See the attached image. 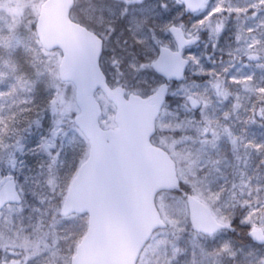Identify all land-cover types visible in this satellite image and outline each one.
Masks as SVG:
<instances>
[{"label":"rangeland","instance_id":"1","mask_svg":"<svg viewBox=\"0 0 264 264\" xmlns=\"http://www.w3.org/2000/svg\"><path fill=\"white\" fill-rule=\"evenodd\" d=\"M43 1L0 0V84L6 87L0 86V93H4L0 96V102L4 100L3 105L5 108L9 106L7 111L11 112L13 109L31 108L34 96L38 93L45 95V104L30 113L32 120H40L39 126L35 123L29 126L28 120L27 126H24L22 122L19 124L11 117L10 112L5 113L0 109L6 120L3 125H0V140L3 141L0 149L4 150L3 161L0 163V187L7 179L13 177L24 199L21 205L7 206L0 213V264H3L6 257L19 259L24 264H67L70 255H73L74 244L78 241L77 235H72V232L66 230L63 233L64 228L61 222L65 221V218L60 216L62 204L59 200L64 199L70 178L74 176L77 164L79 166L86 159L89 147L87 139L80 130L76 133V142L69 143V138L74 133L68 121L62 125L68 130V137L63 134L57 135L54 139V147L49 150L53 156L58 152L60 154L57 162L52 164V168L54 173L57 169L60 170L61 182L55 185L54 189L50 186L49 190L39 189L36 183L42 179L39 174L46 170L42 169L41 165L52 163L48 152L41 150L38 145L42 137L51 138V129L54 127L53 113L50 107H47L54 89L50 87L46 76L38 77L36 73L38 68H44V63L41 61L61 59L60 51L48 52L38 42L34 22ZM85 2L86 0H77L72 18L104 35L107 56L103 59L102 65L110 80L114 83L123 81V85L129 92L146 96L152 86L162 82V78L151 67V63L158 56L160 47L167 45L175 49L176 46L169 31H163L159 26L169 21L181 24L184 9L176 3V0H166L168 11L160 7L161 0H142L139 3L137 0H131L130 3L129 0H87L89 3H94L97 9V14L93 18L90 11L80 7ZM234 2L243 5L246 0H234ZM101 9L103 18L99 15ZM123 9L128 10L126 18L120 17ZM144 16L149 18V22L142 31L136 32V38L144 41L138 44L133 39L135 26L131 21L133 18L142 19ZM199 18V13L192 16L188 28H191L192 23ZM232 19L237 25L241 23L232 17L225 22L226 27L228 21ZM107 20L113 21L115 30L113 31L112 26L108 25V31L105 33ZM248 22L251 23V21ZM153 23L157 26L154 33L151 28ZM205 31L206 29L202 30L201 34ZM225 46L226 44L220 38L219 45L213 49L208 36L197 46L186 49L185 55L193 53L205 69L223 70L230 57L221 60L217 57L222 53L224 56H229V51L224 50ZM243 58L233 61L234 66L224 74L226 80H230L234 74L242 76L254 73L255 61ZM130 61L136 65L135 69L129 67ZM140 65L145 67L141 68ZM17 77L35 80L34 90L29 92L26 88L19 87L22 80L18 81ZM211 79V76L199 74L198 65L191 64L188 76L182 83L194 81L200 86V90L207 87L211 101L207 111L210 112V116L220 118L221 113L225 112L224 106L235 98L236 94L229 89L232 95L227 100L221 101L207 83ZM182 83L173 86L170 99L160 114L156 124L158 133L160 131L157 140L167 148L176 161L180 180L185 182L186 186L212 209L214 215L228 216L229 223L234 219L247 229L259 226L264 230V206L257 207L255 194L258 184L257 176L264 177V153L252 149L246 152L244 147H240L238 152L234 151L227 136L221 137L216 147L210 145L205 147L201 144L202 138H197L198 133L195 127L182 125L177 129L178 121L173 114L178 113L179 120H185V118L201 120L199 108L190 112L184 110L182 105L185 103V97L182 93L177 92L176 95H172V92L176 91ZM69 84L71 83H67L66 86L65 99L75 103V88L74 85ZM12 85H16V89L12 94H8ZM237 90L242 106L233 112L230 122H222L228 123L237 135L246 128L244 143H247L249 139L257 142L264 141V122L260 117L256 118L255 123L248 124H245L243 119H237L238 116H246L245 105L251 107L250 93L241 88V85L237 87ZM97 96L104 105L102 126L105 128L114 126V105L106 101L100 92ZM21 101L30 102L23 104ZM213 109L214 111L211 112ZM17 141L22 145L21 148L16 146ZM196 142L201 146L197 152H194ZM237 154L240 157L239 160L236 158ZM200 174L202 175L198 176ZM247 176L253 178L251 190L246 180L245 183H241L242 177ZM53 195L57 199H53ZM41 197L45 198L43 202ZM261 199H264V195ZM246 201L249 203H245ZM157 205L169 228L158 231L153 236L141 256L140 264H178L187 252L190 256H194L192 258L200 256L201 260L206 262L205 264H226L229 258H231L230 264H264V247L258 248L253 243H244L240 231L235 235L231 231L208 237L198 235L190 224L187 204L183 198L171 193H162L157 198ZM172 221H178L176 228L172 227ZM74 224L75 222H72L71 227ZM42 227H45L44 232L38 231ZM225 244L229 245L230 251H223ZM13 252L19 255L13 257Z\"/></svg>","mask_w":264,"mask_h":264},{"label":"water","instance_id":"2","mask_svg":"<svg viewBox=\"0 0 264 264\" xmlns=\"http://www.w3.org/2000/svg\"><path fill=\"white\" fill-rule=\"evenodd\" d=\"M74 2L46 0L36 24L38 38H42L46 50L61 49L63 57L71 53L69 71L76 76L73 83L80 109L74 119L79 117L80 130L90 143L89 156L72 180L61 212L68 206L71 211L67 215L89 214L86 234L72 262L137 264L153 233L167 227L156 206L158 193L180 189L175 162L151 141L163 105L156 107L134 93L127 98L122 87L111 88L103 82V74L95 68V55L99 52L94 50V43L98 37L71 20ZM195 13L185 11L186 15ZM152 67L166 80L165 72L174 69V61L164 57L159 67L155 61ZM170 81L181 80L173 76ZM99 89L116 106V128L103 129L100 125L103 111L95 97ZM184 195L195 231L212 235L229 228L220 227L209 234L206 229L211 227L213 216L210 208L191 194ZM117 197L122 204L120 212L116 211ZM21 202L15 180L7 181L0 189V211L9 203ZM249 234L254 242L264 244L260 228Z\"/></svg>","mask_w":264,"mask_h":264},{"label":"snow or ice","instance_id":"3","mask_svg":"<svg viewBox=\"0 0 264 264\" xmlns=\"http://www.w3.org/2000/svg\"><path fill=\"white\" fill-rule=\"evenodd\" d=\"M131 0H129V3ZM137 2H142V0H137ZM176 3L180 4L185 11L197 12L200 18L192 23L191 28H187L184 24H175L172 21L166 22L159 27L163 31H170L176 42L175 49H171L169 46L164 45L161 49V57L155 61L157 67L160 66V60L164 57H171L174 61V69L172 71L165 72L166 80L162 81L154 86H152L146 94V99L150 100L154 106L160 107L165 103V96L170 88L168 81L174 76L177 80H186L184 69L188 64L198 65L199 74H204L211 76L212 79L207 83L211 86L215 96L221 101L227 100L232 93L229 88L231 85H241L244 89L250 93L249 99L251 100V107L244 106L245 117L238 116L237 119H243L245 124L255 123L256 118L260 117L264 120V83H259L256 80L255 73H249L245 75H232L230 80H226L225 73L229 72V69L234 66L233 61L240 60L242 57H247L248 61H255L257 66L264 68V0H246L243 5L237 4L234 0H176ZM83 9L90 11L95 18L97 14V9L94 3L86 2L80 6ZM160 7L166 11L169 10L166 0H161ZM182 14V13H181ZM99 15L103 18V10H99ZM128 16V10L123 9L120 12L121 18H126ZM234 17L236 20L251 21V23H239L237 25V31L235 33L236 47L228 52L230 60L226 67L223 68L221 72H217L213 69H205L202 64H200L199 58L193 53H188L185 55L186 47L193 46L198 43L201 39V32L204 29L208 30L209 38L212 43L213 49H216L219 45L221 36L226 28V21L229 18ZM149 18L144 16L142 19L133 18L131 21L135 26V32H133V39L135 43L142 44L144 41L138 40L136 38V32L142 31L146 25H148ZM108 25L112 26V30H115V25L113 21L107 20L105 26V33L108 31ZM39 26L37 25V28ZM155 23L151 25L153 33L156 29ZM131 30V29H130ZM39 36V32H37ZM98 39L94 43V50L99 52V55H95V68L103 74V82H107L106 70L101 67V59L103 56L107 55L104 51V35L101 33H96ZM39 43L43 44L42 38L38 40ZM223 51V49H221ZM39 60V57H37ZM71 61V53L66 54L62 59L51 60L44 63L43 69H37V76H46L50 87L54 89V94L49 98L47 107H50L54 116V127L51 129V138L42 137L41 143L38 147L48 152L51 156L52 163L47 165L42 164L41 168L46 169L42 171L39 175L42 177L41 180L37 181V187L41 190H49V187L55 188V185L61 182L60 170L57 169L53 172L52 164L56 163L59 159V152L56 155H52L49 151L54 147V139L57 135L63 134V136L68 137V130L64 129L62 125L65 121H68L71 130L73 131V136L69 138V143L76 142V133L80 129L79 117L73 119V112H79V107L72 102H68L65 99L66 86L68 82H75L76 76L69 71V64ZM213 63H215L213 61ZM129 67L135 69L136 65L129 62ZM141 68L145 65H140ZM239 72V69L237 70ZM18 81L22 82L19 87L26 88L27 91L31 92L34 90L36 81L23 79L22 77H17ZM261 79H264L262 77ZM64 85V87H62ZM16 89V85L10 86L8 94H12ZM180 92L185 97V103L182 105L186 112L194 111L199 108L201 113V120L194 121L193 119L185 118V120H179L178 113L173 114L177 118L176 127L179 129L182 125L185 127H195L198 136L201 137L202 146H212L216 147L217 142L223 136H227L233 145L234 151L238 152L240 147H244L246 152L249 149L255 150L259 153H264V141L257 142L254 139H249L247 143H244L246 137L244 133L246 128L241 130L239 135L234 133L233 128L228 124L221 121L220 118L210 116L208 114V108L211 106V101L208 96V88L200 90V86L193 82L182 83L179 88L172 92V95H176ZM4 93H0V96ZM255 97L252 100V97ZM62 105V107H58ZM241 97L236 96L235 103L232 105L231 111L223 112V121H229L232 117L233 112L241 108ZM33 109L31 108H21L20 112L30 113ZM25 119H28L25 116ZM35 123L40 125L39 119H28L29 126ZM4 124V117L0 116V125ZM0 146H3L2 141H0ZM18 148L22 145L17 141ZM239 160V155L236 156ZM83 166V162L81 164ZM195 175V173H193ZM252 176L242 177L241 183L248 182V187L252 188ZM257 187L255 189V194L257 197V207L264 206V199L261 196L264 195V177L257 176ZM235 187V185H234ZM198 191V189H197ZM38 195L39 193H34ZM53 199H57L54 195ZM44 197H41V201H44ZM51 203V201H49ZM245 203H249L246 201ZM122 210V204L117 197L116 211L120 212ZM71 209L65 206L63 209V215L66 223H72L79 219L78 217H72L67 215ZM130 218V214H129ZM160 223H163L161 220ZM172 227L176 228L178 221H172ZM229 217L223 215H213L212 225L207 228L206 231L211 234L213 231L219 229L220 227H228ZM179 230V229H177ZM264 242V241H262ZM223 251H230L229 245L225 244L223 246ZM219 253H217L218 255ZM16 252L12 253L13 257L18 256ZM3 264H24L23 261L13 258H5ZM67 264H73L69 259ZM195 264V261L193 262Z\"/></svg>","mask_w":264,"mask_h":264},{"label":"trees","instance_id":"4","mask_svg":"<svg viewBox=\"0 0 264 264\" xmlns=\"http://www.w3.org/2000/svg\"><path fill=\"white\" fill-rule=\"evenodd\" d=\"M189 21H190V18L183 15V20L181 21V23L184 24L187 28L189 27ZM240 22L241 23H245V24L249 23L248 21H244V20H240ZM236 31H237L236 22H234L233 19L231 21H228L227 27H226L223 35H222V42H224L226 44V46L224 48L225 51H230L231 49L236 47V41H235V33H236ZM208 36H209V33H208V30L206 29V31L201 34V39L207 38ZM220 55H222V56L220 57ZM220 55H218L219 57H217V59H219V60L229 57V56H224V53H222ZM243 59L247 60V57L245 56ZM253 64H254V73L256 75L257 82L264 83V79H261L262 77H264V68L258 67L256 62L253 63ZM221 71L222 70H220V69L217 70V72H221ZM199 79L201 80L202 78H199ZM121 82H122V84L124 83L123 81H121ZM0 86H2L3 88H6L2 84H0ZM238 86H240V85H231L230 88H229L232 92H234L236 94V96L238 94V90H237ZM241 88H243V87L241 86ZM17 95H18V92H17ZM235 98L231 99L230 101H228L226 103V105L223 108V111H231L232 105L235 103ZM254 99H255V97L253 96L252 100H254ZM17 100L19 101L18 97H17ZM13 101L15 102V99ZM29 102L30 101H28V102L21 101V103H23V104H26V103H29ZM4 103H5L4 100L2 102H0V109L3 110V112H5V113H9L10 110L7 111L9 106L5 108V106L3 105ZM44 104H45V95H44V93H38L37 96L33 97V104L31 105V109H33L32 111H34L35 109L37 110L38 108L42 107ZM2 108H5V109H2ZM1 110H0V116L4 117V115L1 114ZM212 111H214V109L211 110V112ZM30 113H24V112H20L18 109H13V110H11V112L9 114L19 124H21V122H22V124L24 126H27V122L26 121L28 119H32L33 118ZM25 116H27L28 119H25ZM220 119H221V121H223L222 113L220 115ZM262 121L264 122V120H262ZM4 122H6L5 118H4ZM226 122H230V120L226 121ZM11 140L15 141V139H11ZM199 146H200L199 144H196L194 152H197L199 150ZM3 153H4V150L1 148L0 149V163H2V161H3ZM258 163H260V162H258ZM259 168L261 169L262 167L260 166ZM200 172H202V171H200ZM182 189L190 191V188L188 186H186L185 183H182ZM174 194L178 195L180 197L182 196L180 192H174ZM77 217L79 219L74 221L75 224H74L73 227H71V223H66V221H63L61 223H62L63 228H64L63 229L64 230L63 233L66 230L70 231V232L73 233L72 235H74V236L77 235V239H78L83 234V232L85 230V222H86V220H85L84 216H77ZM231 223L237 228L238 231L241 232L243 239H245L246 241H249V238L247 236V227H242V225H239L237 223V221L234 220V219L232 220ZM46 224H48V223H46ZM73 239H74V237H73ZM199 255L200 254H198V256ZM192 257H194V256H192ZM192 257L190 258L188 256V252H187L186 255H184L178 261V264H193L194 261H195V264H205L206 263L204 260H201L200 256H199V258H197V257L196 258H192Z\"/></svg>","mask_w":264,"mask_h":264}]
</instances>
